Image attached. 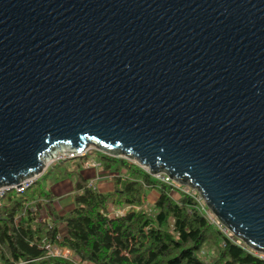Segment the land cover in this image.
<instances>
[{
  "label": "water",
  "instance_id": "1",
  "mask_svg": "<svg viewBox=\"0 0 264 264\" xmlns=\"http://www.w3.org/2000/svg\"><path fill=\"white\" fill-rule=\"evenodd\" d=\"M58 144L194 190L264 256V0H0V188Z\"/></svg>",
  "mask_w": 264,
  "mask_h": 264
},
{
  "label": "trees",
  "instance_id": "2",
  "mask_svg": "<svg viewBox=\"0 0 264 264\" xmlns=\"http://www.w3.org/2000/svg\"><path fill=\"white\" fill-rule=\"evenodd\" d=\"M88 154L52 164L30 187L1 198L0 264H264L210 223L193 197L124 159L98 153L101 169L116 173L111 191L98 192L80 174ZM63 179L73 184L74 205L58 216L50 186ZM146 192L156 194L153 203H145ZM112 208L124 212L113 216ZM55 222L64 224V236ZM52 248L70 255H52Z\"/></svg>",
  "mask_w": 264,
  "mask_h": 264
},
{
  "label": "crops",
  "instance_id": "3",
  "mask_svg": "<svg viewBox=\"0 0 264 264\" xmlns=\"http://www.w3.org/2000/svg\"><path fill=\"white\" fill-rule=\"evenodd\" d=\"M89 166H85L81 171V176L85 179L86 183L95 188L98 192L104 193L109 192L112 189L111 185V177L115 176L116 173H109L104 172L101 169L99 162L95 160L89 161ZM95 164L94 167H91V164ZM107 182V183H104ZM72 186L69 182L60 181L55 185L51 186L50 192L53 196V201L51 203V210L54 214L58 216H62L63 214L67 213L73 208L74 205V198H73V191ZM156 198V194L154 192H148L145 197L144 201L146 204H151ZM44 219L47 218V214L43 209ZM55 228L57 230L58 236L62 237L65 235V227L64 224L60 222H55Z\"/></svg>",
  "mask_w": 264,
  "mask_h": 264
},
{
  "label": "built area",
  "instance_id": "4",
  "mask_svg": "<svg viewBox=\"0 0 264 264\" xmlns=\"http://www.w3.org/2000/svg\"><path fill=\"white\" fill-rule=\"evenodd\" d=\"M52 149L54 150V154H53L52 158L43 166V171L41 172V174L49 166H51L54 163H58V162L63 161V160L74 159L76 157H81L88 151V150H84L82 152L77 153L73 148H70L68 145H64V144H58V145L54 146ZM52 149H50L49 151H51ZM48 152L46 154H48ZM41 161H42V159H41ZM130 163H132V162H130ZM132 164H134V163H132ZM85 166H89V163L86 162ZM90 166L94 167L95 164L93 163ZM141 169L148 174V171L146 169H144V168H141ZM41 174L35 175L32 178H29V179H26V180L22 181V184H21V186L19 188L16 186V184L10 185V186L1 187L0 188V200L9 191H13L14 193H21L22 191H24L25 189L30 187L41 176ZM150 176L153 177L156 180H159V181L165 183V184L171 185L174 189H176V190H178V191H180L182 193L188 194L189 196L193 197L194 200L198 203V205L201 208V210H203L202 205H201V203L203 204V202L201 201L200 197L197 195V193L194 190L186 188V187H182V189L178 188V187H175V183L171 182L165 175L160 174V173L159 174L150 175ZM193 194H196L197 196L194 197ZM123 212H124L123 210L122 211H117V212H115L113 214H110V215H113V216L122 215ZM203 212L205 213V216L208 219V221L210 223L214 224L217 227V229L223 235H225V236L230 235L228 233V231L216 221L215 217L213 216V214L210 211H208L209 213H207L206 211L203 210ZM209 215H211V217H209ZM51 252H52V255L61 256L63 258H68L69 255H70L69 251L66 250V249L52 248Z\"/></svg>",
  "mask_w": 264,
  "mask_h": 264
},
{
  "label": "rangeland",
  "instance_id": "5",
  "mask_svg": "<svg viewBox=\"0 0 264 264\" xmlns=\"http://www.w3.org/2000/svg\"><path fill=\"white\" fill-rule=\"evenodd\" d=\"M87 152H89V154H88V156H87V158H88V160L89 161H91V160H98V151H95V150H92V149H89ZM101 154V153H100ZM69 162V161H68ZM131 162V161H130ZM69 164V163H68ZM50 167V166H49ZM48 167V168H49ZM81 171L82 170H80V173H81ZM109 173H113V172H111V171H109ZM61 181H66V182H69L70 184H71V186H73V184H72V182L70 181V180H68V179H63V180H61ZM60 182V181H59ZM42 183H43V181H42ZM56 183H58V182H56ZM56 183H54L53 185H55ZM104 183H107V182H104ZM44 185H46V186H48V182L46 181V182H44L43 183ZM53 185H51V186H53ZM45 186V187H46ZM51 186H50V188H51ZM175 187H178V188H181L182 189V187L183 186H179V185H176L175 184ZM72 189V191H73V187L71 188ZM73 198L75 197V192L73 191ZM148 192H146V194H147ZM145 194V195H146ZM173 198H175L176 197V195L175 194H172L171 195ZM202 208H203V210L204 211H206L207 213H209L208 211H207V209L205 208V206H204V204H202ZM43 208H40V210H39V217H41V219H43V216H44V213H43V210H42ZM117 211H121V210H118V209H114V208H112V210L110 211V213L111 214H113V213H115V212H117ZM209 217H211V215H209ZM76 260V259H75ZM77 261V260H76ZM86 264H88V263H86Z\"/></svg>",
  "mask_w": 264,
  "mask_h": 264
},
{
  "label": "bare ground",
  "instance_id": "6",
  "mask_svg": "<svg viewBox=\"0 0 264 264\" xmlns=\"http://www.w3.org/2000/svg\"><path fill=\"white\" fill-rule=\"evenodd\" d=\"M54 150L52 149L51 151L48 152L42 159L41 163L44 166L53 156Z\"/></svg>",
  "mask_w": 264,
  "mask_h": 264
}]
</instances>
